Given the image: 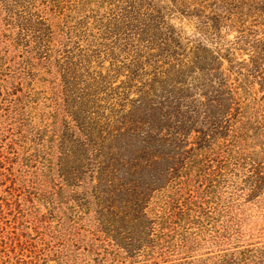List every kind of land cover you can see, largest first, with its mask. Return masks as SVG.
Here are the masks:
<instances>
[{
    "label": "trees",
    "instance_id": "16d2710c",
    "mask_svg": "<svg viewBox=\"0 0 264 264\" xmlns=\"http://www.w3.org/2000/svg\"><path fill=\"white\" fill-rule=\"evenodd\" d=\"M0 14V264H264V0Z\"/></svg>",
    "mask_w": 264,
    "mask_h": 264
},
{
    "label": "rangeland",
    "instance_id": "374dc122",
    "mask_svg": "<svg viewBox=\"0 0 264 264\" xmlns=\"http://www.w3.org/2000/svg\"><path fill=\"white\" fill-rule=\"evenodd\" d=\"M1 16L2 14H0V18ZM173 22L175 23V25L180 26L181 32L185 37H192V34L194 32L192 23H189L185 19H178V18L173 19ZM223 34H224V38L226 42L227 40L233 39L236 33L234 31H228V32L224 31ZM235 55L238 60L248 59L247 51H243L239 49L235 52ZM226 66H227V61H224L223 67H226ZM253 93L256 97L260 98L262 95H264V85L253 83ZM4 143H5V140H3L2 135H0V145H4ZM242 216L244 218V225H245L244 228H245L246 233L253 234L255 235L256 240L263 241L264 238L258 237L259 235L261 236L264 235V216L261 213L260 209H257V207L252 204H246L243 207ZM15 254L16 252H12L10 253V256L12 257ZM49 264H54V263L49 262Z\"/></svg>",
    "mask_w": 264,
    "mask_h": 264
}]
</instances>
